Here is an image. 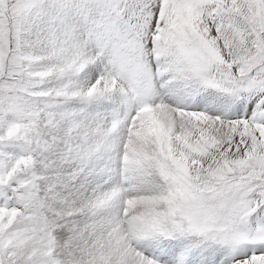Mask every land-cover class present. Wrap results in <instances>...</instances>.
I'll return each mask as SVG.
<instances>
[{"label":"snow or ice","instance_id":"6c2138e0","mask_svg":"<svg viewBox=\"0 0 264 264\" xmlns=\"http://www.w3.org/2000/svg\"><path fill=\"white\" fill-rule=\"evenodd\" d=\"M0 264H264V0H0Z\"/></svg>","mask_w":264,"mask_h":264}]
</instances>
